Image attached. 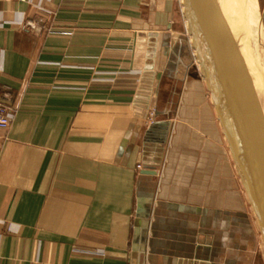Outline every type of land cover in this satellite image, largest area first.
I'll return each instance as SVG.
<instances>
[{"label":"crops","instance_id":"obj_1","mask_svg":"<svg viewBox=\"0 0 264 264\" xmlns=\"http://www.w3.org/2000/svg\"><path fill=\"white\" fill-rule=\"evenodd\" d=\"M179 8V0H0V100L15 110L0 130V264H132L142 147L154 154L162 131L165 167L143 212L145 264L260 263L203 80L175 77L162 53L163 35L187 38ZM26 19L41 28H23ZM141 31L158 40L147 38L137 55ZM155 114L160 125L150 129Z\"/></svg>","mask_w":264,"mask_h":264},{"label":"water","instance_id":"obj_2","mask_svg":"<svg viewBox=\"0 0 264 264\" xmlns=\"http://www.w3.org/2000/svg\"><path fill=\"white\" fill-rule=\"evenodd\" d=\"M179 4L187 38H181L177 32L163 35L162 53L167 56V68L174 71L175 77L184 80L190 73L192 76L197 73L203 80L213 114L249 206L254 228L259 235L260 255L264 264V78H260L256 73L257 77H252V82L248 80L251 85L245 82L247 77L241 69L240 54L237 57L238 45L233 43L235 37L231 28V6L226 5V1L222 3V0H179ZM263 16L264 8L258 20V35ZM170 26L171 23L168 22L157 29H170ZM155 33H138L137 55L142 53L140 49L144 47L147 38L149 42L153 41V46L156 44L158 34ZM260 44L264 47L261 42ZM153 46L149 47L147 54L150 65L155 51ZM149 67L152 68L147 64L146 68ZM153 74V70L144 71L146 77ZM254 96L257 105L253 101ZM151 107L152 105L147 106L141 117H145ZM156 116L155 114L152 117L150 129L160 125L155 123ZM150 129L147 133L151 132ZM147 133L144 139L148 138ZM167 135L168 131L166 134L162 131L158 136L159 144L152 155L146 150L149 147L143 143L142 166L136 182L138 217H141L134 226L132 264H145L149 222L146 220L148 211L143 212L145 207H149L156 193L159 168L162 166L164 170L165 167L163 158L166 155ZM161 181L163 182L164 178ZM199 243L200 240L195 246V258L201 257L202 246ZM204 248L202 254H205L203 258H206L209 246Z\"/></svg>","mask_w":264,"mask_h":264},{"label":"bare ground","instance_id":"obj_3","mask_svg":"<svg viewBox=\"0 0 264 264\" xmlns=\"http://www.w3.org/2000/svg\"><path fill=\"white\" fill-rule=\"evenodd\" d=\"M224 1H226V5L231 6V28L236 41H233V43L238 45L237 57L240 54L241 69L247 77L245 82L251 85L249 82H252V77H257L256 73L260 78H264V56L255 50L251 40V31L255 24V4L253 0H222V3ZM253 101L257 105L255 96ZM261 116L263 117L262 113Z\"/></svg>","mask_w":264,"mask_h":264},{"label":"rangeland","instance_id":"obj_4","mask_svg":"<svg viewBox=\"0 0 264 264\" xmlns=\"http://www.w3.org/2000/svg\"><path fill=\"white\" fill-rule=\"evenodd\" d=\"M254 4H255V11H254L255 24H254L252 31H251V40H252L253 46L255 47V50L259 51L264 56V47H262L260 44V42H261L264 46V16H263V21H262V24H261V27L259 30L260 37L258 35V20H259L261 11L264 8V0H255ZM190 79H191V77H190ZM246 237H247V241H250L254 244V242H253L254 241V233L252 232V230L248 231V234ZM260 257H261V255H260ZM260 257H259V262L262 264V262L260 261Z\"/></svg>","mask_w":264,"mask_h":264},{"label":"built area","instance_id":"obj_5","mask_svg":"<svg viewBox=\"0 0 264 264\" xmlns=\"http://www.w3.org/2000/svg\"><path fill=\"white\" fill-rule=\"evenodd\" d=\"M19 24H21L23 28L33 30H39L41 28L37 21L30 19L22 20ZM14 115V108L10 104L0 100V130H6L10 126Z\"/></svg>","mask_w":264,"mask_h":264}]
</instances>
